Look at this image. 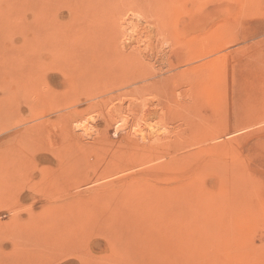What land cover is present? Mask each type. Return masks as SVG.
<instances>
[{"label":"rangeland","instance_id":"374dc122","mask_svg":"<svg viewBox=\"0 0 264 264\" xmlns=\"http://www.w3.org/2000/svg\"><path fill=\"white\" fill-rule=\"evenodd\" d=\"M128 20L152 43L134 63L114 50L128 49L117 40ZM87 66L94 71L84 76L139 80L68 85ZM134 97L147 110H132ZM37 123H56V140L78 128L54 145L76 185L122 196L142 185H198L187 212L220 190L242 193L240 221L191 212L194 245L173 241L165 261L148 264H264V0H0V136ZM147 152L148 161H130L132 172L93 183L97 169ZM220 170L230 174L226 188ZM11 195L0 190L3 244L21 242L26 227L9 219Z\"/></svg>","mask_w":264,"mask_h":264},{"label":"bare ground","instance_id":"6f19581e","mask_svg":"<svg viewBox=\"0 0 264 264\" xmlns=\"http://www.w3.org/2000/svg\"><path fill=\"white\" fill-rule=\"evenodd\" d=\"M131 22L133 20H128L124 31L117 36L120 44L128 49L121 47L120 51L118 44L114 46V50L126 61L134 63L135 57L139 60L150 55L152 43L142 36L144 40L140 38V35L144 34V28L140 27L142 25ZM90 70L93 73L94 68H77L68 75L73 76L68 85L79 86L97 77L118 80L119 76H124L131 81L139 80L138 76L133 78L137 73L84 76ZM205 88L204 91L208 90ZM130 103L132 110H147V102L142 98L134 97ZM66 106L57 111L71 107ZM56 125L55 123L52 127H46L37 123L15 133L0 136V190L6 195L12 194L8 202L10 205L7 207L11 222L23 220L26 226L21 235V242L14 240L3 244L0 239V264H148L150 261L161 263L166 260L173 241L177 244L194 245L191 244V238H194H190L193 228L189 225L187 214L196 212L210 217L216 209L228 218L233 217V222L237 223L249 207L247 202H243L241 192L231 194L229 190H220L217 196L202 199V208L194 206L197 210L192 207L187 212L186 201L200 189L198 185L192 187L191 183L162 185L158 188H145L142 185L125 196L110 189L103 190L100 185L88 188L85 184L71 183V171L63 157L55 152L54 145L61 139L69 140L72 135L76 139L78 128L72 123L65 130L69 136L66 137L65 133L56 140L62 133ZM149 156L150 152H147L110 162L96 170L95 176L98 178L93 183L99 184L98 182L107 178L130 173L137 167H131L133 162H146ZM131 160L136 161L130 162ZM218 177L221 182L226 183L221 187L226 188L230 174L220 170ZM236 177L238 176L234 178ZM197 179L198 177H195V180ZM112 184L116 183H104L106 186ZM24 199L30 200L34 205L30 210L20 212L21 208L18 206H21ZM178 203L182 205L180 213L178 206L175 208ZM191 204L189 203V208ZM15 211L18 213H14ZM0 230L3 233L8 230L7 224L1 220Z\"/></svg>","mask_w":264,"mask_h":264}]
</instances>
